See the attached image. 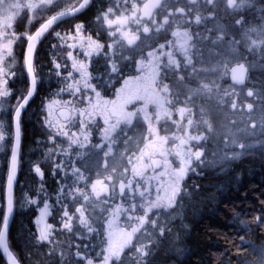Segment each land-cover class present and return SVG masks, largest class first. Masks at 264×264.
I'll use <instances>...</instances> for the list:
<instances>
[{
    "label": "snow or ice",
    "instance_id": "obj_1",
    "mask_svg": "<svg viewBox=\"0 0 264 264\" xmlns=\"http://www.w3.org/2000/svg\"><path fill=\"white\" fill-rule=\"evenodd\" d=\"M61 25L67 31H56ZM50 36L64 53L51 67L39 55ZM252 57L264 63V0H0V250L8 264L39 255L10 247L17 207L37 209L25 239L47 246V264H158L161 250L166 264H199L190 259L189 214L223 203V188L189 181L231 176L257 151L264 158V81L249 87ZM53 79L57 89L38 106L44 139L25 152L30 102ZM17 80L25 86L12 87ZM25 165L35 187L21 183ZM259 204L260 215L240 220L245 230H264V198ZM65 232L69 240L57 239ZM230 244L236 251L220 264H264V243L240 236Z\"/></svg>",
    "mask_w": 264,
    "mask_h": 264
},
{
    "label": "trees",
    "instance_id": "obj_2",
    "mask_svg": "<svg viewBox=\"0 0 264 264\" xmlns=\"http://www.w3.org/2000/svg\"><path fill=\"white\" fill-rule=\"evenodd\" d=\"M27 29V28H26ZM23 21L17 25V31L23 32ZM66 27L61 25L56 28V31H64ZM32 31L34 28L31 29ZM56 42L45 39L43 44L39 46V55L45 64H49L50 59L57 55V50L52 49V45ZM259 59V57H257ZM260 61V60H259ZM260 67L257 71L258 83L264 81V63L260 61ZM20 69L18 68V71ZM47 71V68H45ZM25 84L22 80H17L12 83V87L20 88ZM57 89L55 80L49 83L46 81L33 101L30 102L28 108L29 115L26 117L25 139L23 141L24 151L29 152L34 147V141L37 139H44L41 128L37 122L39 116L38 106L41 100L47 97L50 92ZM60 97V99H62ZM66 146V145H65ZM38 153H33L32 158L36 159ZM3 156L0 155V175H2ZM45 170V181L50 192H54L56 188L55 180L48 172V166H43ZM232 177H236L233 179ZM21 183L28 181V183L35 187L37 178L28 174L27 165H25L24 172L20 176ZM196 183L204 185H216L223 188V203L213 201L211 204L202 203L198 205V210H194L189 214L187 223L190 225V245L194 253L190 259L198 261L199 264H220L221 254L228 252L235 253L236 249L231 247L230 240L239 242L240 236H245L246 240H250L253 244L259 246L264 243V230L258 229L255 223L251 224L250 230H245L240 225V220L250 222L254 216L260 215V199L261 193H264V158H261L259 151L253 157H247L237 161L233 165V172L231 176H215L209 174L205 179L193 177ZM231 183L234 190H229L228 185ZM19 191V189H18ZM206 193L214 194L215 187H208L205 189ZM246 196V198H245ZM219 198V197H218ZM37 212L35 207H17L15 220L10 226L9 244L12 250L18 255L25 251H38L39 255L33 257L35 264H47L48 252L47 246L42 248H31L30 242H26L25 234L28 229H35L32 227V221ZM239 213V220H236L235 214ZM56 219H50L57 228L59 224L56 220L59 216L53 213ZM224 233L225 235H219ZM227 237V239H226ZM59 240H69L68 233H63L57 236ZM72 243H79V240L71 238ZM75 249H73L74 251ZM166 250H161V254L157 257L158 264H166L167 261ZM227 259V257H225ZM0 264H5L0 255ZM235 264V262H233Z\"/></svg>",
    "mask_w": 264,
    "mask_h": 264
},
{
    "label": "rangeland",
    "instance_id": "obj_3",
    "mask_svg": "<svg viewBox=\"0 0 264 264\" xmlns=\"http://www.w3.org/2000/svg\"><path fill=\"white\" fill-rule=\"evenodd\" d=\"M62 2H63V0H62ZM49 14H52V13H49ZM23 28L24 29L27 28V22L26 21H23ZM251 59L253 60L254 67H250L249 68V70L251 72V76H249V81H250L249 82V87H252L253 84H259L258 83V77H257V71H258V68L260 67V64H261L260 61H259V59L257 57H252ZM247 90H248L247 88L243 89V93L246 94ZM237 91H240V89L238 88ZM246 102H251V100L249 99ZM232 118L235 119V120H239L241 117H240V114L237 113Z\"/></svg>",
    "mask_w": 264,
    "mask_h": 264
},
{
    "label": "flooded vegetation",
    "instance_id": "obj_4",
    "mask_svg": "<svg viewBox=\"0 0 264 264\" xmlns=\"http://www.w3.org/2000/svg\"><path fill=\"white\" fill-rule=\"evenodd\" d=\"M87 15H88V19H89V20H91V19L94 18V12H88ZM64 31H67V28L64 29ZM48 40H50V37H48ZM51 40H52L53 43H54V42L57 43V41H56L53 37H51ZM56 50H57V55H58V56H62V55L64 54L59 48H57ZM248 75L251 76V72H250V70H249V74H248ZM69 98H70V97H69L67 94H65V95L63 96L62 99L67 100V99H69ZM175 118L178 119L179 117L177 116V117H175ZM73 130H75V129H73ZM130 134H131V133H130ZM95 136H96V134H94L93 143H98L99 140H98L97 138H95ZM192 180H193V177L191 178V180H190L189 182L191 183Z\"/></svg>",
    "mask_w": 264,
    "mask_h": 264
},
{
    "label": "water",
    "instance_id": "obj_5",
    "mask_svg": "<svg viewBox=\"0 0 264 264\" xmlns=\"http://www.w3.org/2000/svg\"><path fill=\"white\" fill-rule=\"evenodd\" d=\"M34 31V30H33ZM0 255L4 261L5 264H8L7 257L3 254L2 250H0Z\"/></svg>",
    "mask_w": 264,
    "mask_h": 264
}]
</instances>
